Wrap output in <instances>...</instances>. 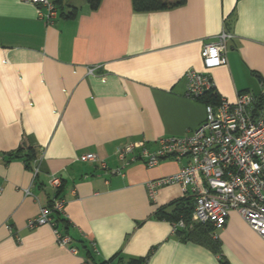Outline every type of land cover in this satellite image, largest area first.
<instances>
[{
    "label": "crops",
    "instance_id": "0c3cea01",
    "mask_svg": "<svg viewBox=\"0 0 264 264\" xmlns=\"http://www.w3.org/2000/svg\"><path fill=\"white\" fill-rule=\"evenodd\" d=\"M51 1L58 14L47 22L31 3L0 0V264H264V238L236 210L218 232V250L180 239L156 216L185 195L172 184L152 199L148 182L177 173L186 158L154 167L137 159L112 172L120 146L144 141L155 150L159 138L202 124L207 102L188 95L186 72L204 70L201 50L223 29L232 36L227 63L211 70L216 92L234 102L239 92L261 91L264 0H186L155 11H137L133 0L97 8ZM90 66L100 67L89 74ZM85 152L110 169L79 161ZM52 174L63 178L58 191ZM57 195L77 254L50 225H27Z\"/></svg>",
    "mask_w": 264,
    "mask_h": 264
},
{
    "label": "built area",
    "instance_id": "2783aa9c",
    "mask_svg": "<svg viewBox=\"0 0 264 264\" xmlns=\"http://www.w3.org/2000/svg\"><path fill=\"white\" fill-rule=\"evenodd\" d=\"M38 8L39 18L52 22L58 14L56 4L51 0H22ZM232 35L223 29L216 40L206 43L201 50L203 71L190 69L186 72L187 93L201 100L208 92L216 91L211 70L227 63V41ZM100 66L88 67L94 74ZM157 148L151 150L144 141L129 142L116 150L119 165L113 173L123 170L137 159L147 167H154L162 160L172 158L185 162L172 175L148 182L149 196L154 199L161 187L179 184L184 195L194 198L190 226L212 224V236L219 239L232 210H236L249 226L264 238V85L259 93L242 91L231 102L220 96L217 102L206 103V117L194 131L183 136H165L157 140ZM79 161L98 162L108 170V162L96 152L79 155ZM40 165L33 168L35 177ZM51 186L58 191L63 184L60 175L52 174ZM31 194L30 188L25 190ZM66 200L56 196L51 206H42L39 214L30 218L28 227L50 225L57 241L77 254L70 234L58 226L57 217L65 216ZM184 219L172 223L173 231L186 227ZM94 245L95 250L96 245ZM123 264V263H118ZM142 264H147V260Z\"/></svg>",
    "mask_w": 264,
    "mask_h": 264
},
{
    "label": "trees",
    "instance_id": "16d2710c",
    "mask_svg": "<svg viewBox=\"0 0 264 264\" xmlns=\"http://www.w3.org/2000/svg\"><path fill=\"white\" fill-rule=\"evenodd\" d=\"M186 0H177L175 2H170L169 0H133L134 7L137 11H155V10H162L166 8L175 7L184 3ZM91 8H97L101 2V0H88ZM220 99V95L212 90L208 92L201 100H205L206 102H217ZM30 153H28L26 159V166L30 169H33L34 166L32 165L33 160L35 159L36 154L29 148ZM23 148H21L17 153L23 152ZM61 188V187H60ZM59 188V189H60ZM59 196V195H57ZM52 203V202H51ZM51 203L48 206H51ZM194 208V198L192 196L185 195L181 199H177L167 206H163L158 209L156 216L161 219L170 220L171 223H175L180 219H184L186 227L176 231V235L182 240H195L203 244H212L216 247V249H220V242L219 239H214L212 234L215 228L212 224H203L197 223L194 224L192 227L190 226L192 213ZM58 226H62V231L64 233L69 234L68 228L65 225L66 221L61 216L57 217ZM74 246H76L73 243ZM77 247V246H76ZM79 249V248H78ZM90 256V254H88ZM147 258L141 259H134L129 264H142L146 261ZM90 262V257L87 259ZM114 259L105 260L101 264H112Z\"/></svg>",
    "mask_w": 264,
    "mask_h": 264
}]
</instances>
